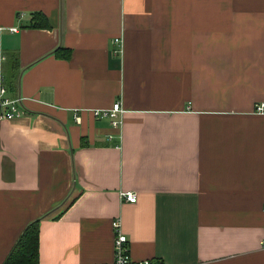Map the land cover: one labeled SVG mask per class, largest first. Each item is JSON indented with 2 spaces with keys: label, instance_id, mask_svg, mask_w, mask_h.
Wrapping results in <instances>:
<instances>
[{
  "label": "crops",
  "instance_id": "1",
  "mask_svg": "<svg viewBox=\"0 0 264 264\" xmlns=\"http://www.w3.org/2000/svg\"><path fill=\"white\" fill-rule=\"evenodd\" d=\"M0 85V264H264V0H0Z\"/></svg>",
  "mask_w": 264,
  "mask_h": 264
},
{
  "label": "built area",
  "instance_id": "2",
  "mask_svg": "<svg viewBox=\"0 0 264 264\" xmlns=\"http://www.w3.org/2000/svg\"><path fill=\"white\" fill-rule=\"evenodd\" d=\"M10 31H17V27H11ZM116 49L114 53L122 52V43L120 40H116ZM6 92L5 86L0 85V106L4 107V110L0 113V118H12L23 114V109L18 105L20 98L8 99L3 97ZM257 110L264 112V102L256 106ZM123 109L120 102H115L109 109H94V116H105L111 119V124L113 127H118L121 124V115ZM76 120L79 121V117L75 116ZM120 197L128 202L136 201V194L132 191H122ZM112 228L114 231L113 238V259L108 263L100 264H161L159 262H154L151 259H133L130 254L129 241L126 234L122 230L120 219L112 220ZM264 245V241L262 243Z\"/></svg>",
  "mask_w": 264,
  "mask_h": 264
},
{
  "label": "trees",
  "instance_id": "3",
  "mask_svg": "<svg viewBox=\"0 0 264 264\" xmlns=\"http://www.w3.org/2000/svg\"><path fill=\"white\" fill-rule=\"evenodd\" d=\"M58 50L59 48L55 52L57 53ZM40 219L37 218L26 225L18 241L2 264H39L38 235Z\"/></svg>",
  "mask_w": 264,
  "mask_h": 264
}]
</instances>
